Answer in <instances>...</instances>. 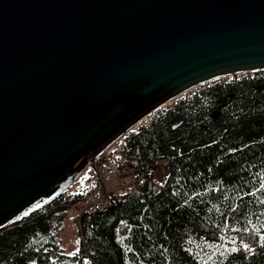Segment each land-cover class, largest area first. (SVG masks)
<instances>
[{"label":"water","instance_id":"obj_1","mask_svg":"<svg viewBox=\"0 0 264 264\" xmlns=\"http://www.w3.org/2000/svg\"><path fill=\"white\" fill-rule=\"evenodd\" d=\"M264 71V0H0V231L188 92Z\"/></svg>","mask_w":264,"mask_h":264},{"label":"trees","instance_id":"obj_2","mask_svg":"<svg viewBox=\"0 0 264 264\" xmlns=\"http://www.w3.org/2000/svg\"><path fill=\"white\" fill-rule=\"evenodd\" d=\"M222 80L125 135L129 165L162 159L161 188L83 213L70 254L59 235L81 197L61 195L0 231V264H264V76Z\"/></svg>","mask_w":264,"mask_h":264},{"label":"built area","instance_id":"obj_3","mask_svg":"<svg viewBox=\"0 0 264 264\" xmlns=\"http://www.w3.org/2000/svg\"><path fill=\"white\" fill-rule=\"evenodd\" d=\"M257 73L262 74L264 71L250 73V75ZM247 75L249 74L235 75V77ZM125 147L124 135L97 156L92 165L83 170L62 192L61 195L64 198L71 195L81 197L78 204L69 208L77 212L78 221L83 213L101 211L141 183L148 182L161 188L167 181L162 159H156L153 164L148 165H129L127 155L122 153ZM59 205L62 203L57 202L52 207Z\"/></svg>","mask_w":264,"mask_h":264},{"label":"rangeland","instance_id":"obj_4","mask_svg":"<svg viewBox=\"0 0 264 264\" xmlns=\"http://www.w3.org/2000/svg\"><path fill=\"white\" fill-rule=\"evenodd\" d=\"M261 75L264 76V73H262ZM247 76L235 77L233 79H241L242 77H247ZM249 76L252 77V75H250V74H249ZM231 80L232 79H224L222 81H231ZM198 89L199 88H196V89L188 92L187 94H185L183 97H181L179 99H184V98L192 96ZM176 102H177V100H174V102L171 105H168L167 107H172ZM167 107H164V108L166 109ZM164 108L153 113L151 116L148 117V119H149L148 122L142 123V124H140V126L145 125V126L150 127L152 117L157 115L159 111H163ZM79 222H80V220L78 221L77 212L74 210H69L68 215H67V217H66V219H65V221L61 227L60 235H59L60 243H61L62 247L64 248L65 252L68 254L74 252L78 248V243H79V238H80Z\"/></svg>","mask_w":264,"mask_h":264},{"label":"bare ground","instance_id":"obj_5","mask_svg":"<svg viewBox=\"0 0 264 264\" xmlns=\"http://www.w3.org/2000/svg\"><path fill=\"white\" fill-rule=\"evenodd\" d=\"M230 77L235 78V76H230ZM230 77H226V78H224V79H231ZM233 78H232V79H233ZM224 79H223V80H224ZM173 102H174V100L171 101V102H168V103L166 104V106L171 105ZM166 106H165V107H166ZM148 120H149V119H148V117H147V118H145V119L143 120L142 123H146Z\"/></svg>","mask_w":264,"mask_h":264},{"label":"snow or ice","instance_id":"obj_6","mask_svg":"<svg viewBox=\"0 0 264 264\" xmlns=\"http://www.w3.org/2000/svg\"><path fill=\"white\" fill-rule=\"evenodd\" d=\"M261 239H264V237H262ZM247 247H248L247 245H244V248H245V249H247ZM232 251H236V249L233 248Z\"/></svg>","mask_w":264,"mask_h":264}]
</instances>
